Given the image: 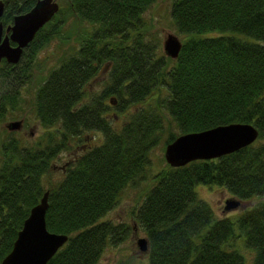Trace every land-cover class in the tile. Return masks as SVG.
I'll use <instances>...</instances> for the list:
<instances>
[{
	"label": "trees",
	"instance_id": "trees-1",
	"mask_svg": "<svg viewBox=\"0 0 264 264\" xmlns=\"http://www.w3.org/2000/svg\"><path fill=\"white\" fill-rule=\"evenodd\" d=\"M4 1L6 24L35 0ZM154 1L59 0L22 58L0 61V122L28 83L42 126L34 138L11 130L0 138V260L48 190L46 226L68 238L46 264H96L135 225L146 261L121 264H264V0H171L182 42L175 58L147 31ZM54 38L65 49L44 74L34 72L37 52ZM119 113L125 120L115 125ZM231 122L252 123L258 136L218 157L150 170L156 146ZM62 152L71 155L59 165ZM143 183L133 223L104 218L127 185ZM200 183L256 200L218 215Z\"/></svg>",
	"mask_w": 264,
	"mask_h": 264
},
{
	"label": "water",
	"instance_id": "water-1",
	"mask_svg": "<svg viewBox=\"0 0 264 264\" xmlns=\"http://www.w3.org/2000/svg\"><path fill=\"white\" fill-rule=\"evenodd\" d=\"M57 0H36L25 12L16 14L13 23L6 27L10 37L17 45H10L8 36L2 38L0 21V60L5 57L9 62H17L23 47L34 37L35 32L58 10ZM4 9L0 0V17ZM166 55L175 58L181 47L177 34L169 32L163 39ZM19 120L7 124L10 129L17 128ZM258 136L257 128L248 122H231L208 129L191 131L176 136L164 147V158L171 165H182L200 158H214L237 150L253 142ZM240 200L228 197L223 209L236 207ZM48 207V190L34 204L17 231L11 249L2 257L0 264H46L48 259L67 240L66 233L50 231L46 226L45 212ZM141 251L147 250V239L138 237Z\"/></svg>",
	"mask_w": 264,
	"mask_h": 264
},
{
	"label": "rangeland",
	"instance_id": "rangeland-1",
	"mask_svg": "<svg viewBox=\"0 0 264 264\" xmlns=\"http://www.w3.org/2000/svg\"><path fill=\"white\" fill-rule=\"evenodd\" d=\"M57 1L59 2V0ZM170 2L171 0H155L144 13L146 19L149 21L147 31L150 35L156 36L159 39L162 51V42L167 33H175L181 39V35L174 28L171 15L169 13ZM62 43L57 38H54L52 41L41 47L35 57V68L33 71L44 74L48 68L57 61V58L65 49V45H62ZM100 72L101 73L96 77L98 80L102 79L105 70ZM93 82H95V80ZM12 85L14 87V84H11V87ZM94 85L96 87L98 86L97 84ZM6 87V84L0 77V96ZM33 87L34 86L32 84L28 83L20 86V93L18 96L13 98V106L10 105L11 102L6 101L7 108L4 117L0 122V138L5 136L10 130L13 134L22 136L23 138H34L39 132H41L42 126L35 117L34 112H32ZM14 120H19L20 124L17 128L10 129L7 124ZM124 120L125 113H119V116L114 117L115 125H121ZM91 134H94L93 131ZM90 139V137L86 138L88 142L92 141ZM70 155V152H62L56 159L57 164H62ZM151 157L152 162L150 170L153 172L161 168L166 163L164 158V148L161 145H158L153 149ZM145 186L144 183L141 185H127V187L124 188L118 203L104 215V218H109L115 222L123 221L133 223L132 211L137 206V200H141L143 198ZM196 190L200 197L204 198L211 204L215 213L218 215L233 214L242 208L249 206L256 200L255 198L240 200V203L236 207L224 210L223 205L225 199L233 197L226 189L217 184L208 185L200 183L196 186ZM144 236V231L135 225L132 231L121 243L117 245H107L96 264H121L122 261L129 260L146 261L144 251H141L137 243L138 237ZM245 253L247 255H251L253 251L250 248H247L245 249Z\"/></svg>",
	"mask_w": 264,
	"mask_h": 264
},
{
	"label": "flooded vegetation",
	"instance_id": "flooded-vegetation-1",
	"mask_svg": "<svg viewBox=\"0 0 264 264\" xmlns=\"http://www.w3.org/2000/svg\"><path fill=\"white\" fill-rule=\"evenodd\" d=\"M36 1V0H35ZM35 1H34V3H35ZM3 3H4V7H5V1L3 0ZM33 3V4H34ZM3 11H4V9H3ZM3 13V12H2ZM14 17V16H13ZM0 21H1V23H2V38L5 36V35H7L8 36V41H9V43H10V45H13V46H15V45H17V42L15 41V40H13L11 37H10V30L9 31H7L6 30V27L8 26V25H10V24H12L13 23V18H12V20L11 21H9L8 23H3L2 22V20H1V17H0ZM39 29V28H38ZM36 33V32H35ZM35 35V34H34ZM32 40V39H31ZM30 40V41H31ZM29 41V42H30ZM29 42L23 47V49H22V52H21V54H20V57H19V59H18V61L22 58V55H23V52H24V50L27 48V46H28V44H29ZM2 59H5L6 60V58L5 57H2L1 58V60ZM0 60V61H1ZM7 61V60H6ZM17 61V62H18ZM9 62V61H8ZM14 63H16V62H14Z\"/></svg>",
	"mask_w": 264,
	"mask_h": 264
}]
</instances>
